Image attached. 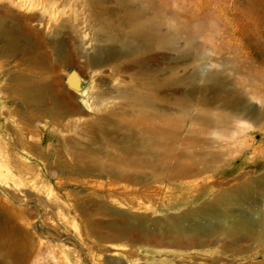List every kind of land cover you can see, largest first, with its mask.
Listing matches in <instances>:
<instances>
[{
	"label": "bare ground",
	"instance_id": "1",
	"mask_svg": "<svg viewBox=\"0 0 264 264\" xmlns=\"http://www.w3.org/2000/svg\"><path fill=\"white\" fill-rule=\"evenodd\" d=\"M87 1L95 19L92 36V40L96 41L94 54L86 50L81 29L69 18L62 16V13L53 15L52 34L44 40L42 30L35 29L32 22L45 21L46 14L42 8L46 0H36L38 8L31 14H18L6 6L0 8V55L19 58L25 69L30 71L28 74L12 75L4 88L8 96L21 107V119L12 140L10 139L12 149H9L11 146L7 148L11 151L6 153L0 144V264H30L31 260H39L48 250L57 264H62L51 249L52 244L44 241L46 239L43 237L36 238L34 235L32 213L25 206L35 196L45 210L51 212L61 207H70L60 200V194L55 193L53 187L50 188V197L42 195L38 186L27 185L29 188H24L23 185L8 180L10 175H19L26 181L25 185L29 181V176H24V172L30 171L31 165L20 155L22 151L35 154L47 163L50 171L29 173L40 176L39 180L42 181L56 178L57 184L63 187L72 182L98 188L109 186L113 192L126 195L140 186L137 189L140 194L147 195L151 200L163 192V187L158 186V183L181 181L180 188L174 186L168 191L173 197L169 205L175 206L182 199H196L203 195L198 178L210 170L213 163L208 164L205 158L200 164L188 156L187 152L192 143L197 146V143L209 140L204 138L206 133L201 137V132L215 131L221 136L225 135L224 146L230 147V139H234L235 143L246 130L243 124L248 122L247 119H252L259 125L264 120V105H249L241 98L240 92L236 93L223 83L220 75L211 70L208 72L207 68V72H200L197 62L186 78L178 76L173 70L168 74L165 63L161 62L164 67L163 64H158L160 60L155 62L156 68L153 67V72L156 73L149 72L152 68L147 64L149 62L145 60V54H152L153 51L175 52L177 56L174 59L185 61H195L201 53L193 34L187 36L186 49L174 37V34L180 33L179 30L175 29L172 34L163 29L162 25L166 23L161 21L160 15L149 11L153 3L151 0H114L119 10L109 8L105 0ZM262 3L264 0H253L254 6ZM259 34H262L261 30ZM51 55L53 58L50 60ZM154 55H150L151 60L156 58ZM81 58L85 59L83 63ZM120 59L122 61L118 63ZM115 62L117 64H113ZM108 64L111 65L112 72L130 71V80L124 86L110 85L94 94L95 99L91 104L93 109L104 110L109 107V110L102 114L96 111L90 113L80 103L90 91L83 86L79 72ZM166 66L168 68L169 65ZM62 67L69 69L66 76L57 74ZM172 68L175 69V66ZM64 80L70 84L69 87L64 85ZM235 85L238 84L235 82ZM217 101L227 115L212 112L209 105L217 104ZM196 105L199 108L194 114ZM43 118L50 119L63 129L75 130L74 135L66 138L72 154L71 160L62 155L54 158L47 155V137L39 132L37 124ZM185 123L188 125V132L181 136ZM258 130L264 138V127L260 126ZM255 133L250 143L254 152L261 147L256 145ZM54 136L56 134L51 132L50 137ZM241 138L246 140L243 136ZM202 152L196 151L195 154L201 155ZM226 153L222 157H227ZM233 180L227 186L224 181L209 185L208 190L212 192L210 200L166 217H152L148 213L139 212L134 206L138 200H135L136 195H126V198L120 199L114 193L104 196L95 191L88 193L86 198L81 197L78 191L73 192L77 197L75 209L84 219L89 233L97 236L100 241L129 243L132 248L128 256L131 259L139 253L136 249L138 243L152 246L153 249H147L149 253H146L147 258L153 259L150 264H168L167 260L177 258V251L175 254L169 253V250H163L165 247L182 250L214 247L222 255L230 256L250 255L254 251L264 254V174L254 177L244 174ZM184 190H197L198 193L186 195ZM178 191L181 194H177ZM67 194L73 195L71 192ZM184 254L185 252L182 255ZM189 258L201 259L203 264H218L222 257L195 254ZM112 264L126 262L117 258ZM244 264H264V259H253Z\"/></svg>",
	"mask_w": 264,
	"mask_h": 264
},
{
	"label": "rangeland",
	"instance_id": "2",
	"mask_svg": "<svg viewBox=\"0 0 264 264\" xmlns=\"http://www.w3.org/2000/svg\"><path fill=\"white\" fill-rule=\"evenodd\" d=\"M105 1L107 3V6L112 10L113 9L119 10V7L114 0H105ZM151 1L153 3L151 10L149 11L154 12L153 14L158 13L160 15L159 18L160 19L162 18L161 21L163 23H166L162 25V27L164 26L163 29L168 30L172 34H174L173 31L175 29L180 31L179 34L176 35L174 34V37L177 39V41L180 44L185 46L186 49H188V46H186L187 36L189 37L193 34L192 37H194V41L196 42V45L197 46L200 45L198 47L199 52H201L199 59L202 60L200 61L199 59H197L199 61L198 62L197 60L189 61V59H186L185 61V59L183 60L179 59L180 60L179 61L177 59L179 63L178 65H176L177 60L174 58L175 56H177V54L175 52H171V51L165 52L163 50H158V51L156 50L151 52L153 55L155 54L154 57H156L154 58L155 60L152 59L153 61L151 60L150 57V55L152 54L149 55L145 54L146 56L145 60L146 61L148 60L147 62L149 63L147 64H149L150 68H152V71L150 70L149 72L156 73L153 72L154 70L153 67L156 68L157 64L155 62L157 60L158 61L160 60L158 64L162 65L163 63H165L166 72H168V74H171L169 73V71L173 70L172 72H176L177 75L178 74L180 75V77L186 78L192 72L193 67L196 65L195 62H197L196 66L199 67L198 69L200 70V72H207L208 70H209L208 72H210L211 70L212 72H215V74L217 73V75H220L219 77L221 78V80L222 79L224 80L222 81L223 83H225L227 87L233 89L236 93L240 92L239 94L241 98L244 99L246 103H248L251 106L255 105L257 107L259 105L258 107H263L264 105V86H263L264 85L263 83L264 82V77H263L264 76V62H263L264 15L262 14L264 13L263 10L264 3H262L263 5L259 4L254 6L253 0H246V1L245 0H151ZM35 2L36 0H0V8L6 6L18 14H31L36 12V9L38 8V6L35 5L36 4ZM87 2H88L87 0H46V4L42 8L44 10V14H46L45 21L40 23L39 21L34 20L32 22V25L34 26L35 29L38 28L42 30L44 40H46L47 36L49 37L52 34L51 26L53 22V18H52L53 15L62 13V16L69 18L72 21V23H74L75 25L78 26V28L81 29L82 34L84 36L83 41L85 42L86 50L89 53L94 54L95 53L94 47L96 41L92 40V36H93V25L95 23V19L94 16L92 15V11L90 10ZM260 5L263 8L262 7L260 8ZM254 11L257 13H255ZM252 12L254 15L253 14L251 15ZM172 15H174V18ZM199 15L201 18L199 17L197 19ZM203 15H205V17ZM183 17L185 19H183ZM261 18L263 19L261 20ZM186 19L189 21V23ZM174 21L178 22L179 24H177ZM186 23H188L189 25ZM17 26H20V24ZM260 30L262 31V34H259ZM194 32H195V36H194ZM196 34H198L197 35L198 37L196 36ZM195 38H197L198 43ZM181 41L184 42L182 43ZM200 47L204 52L201 51ZM171 57L174 59L175 65L173 64V59ZM52 58L53 55L50 56V60ZM80 60L82 63L85 61L84 58H81ZM121 61L122 60L120 59L118 63H120ZM162 61L163 63H161ZM170 61L173 64V66L170 63ZM261 62L263 66H261ZM113 64H117V63L115 62ZM166 65H169L171 68L175 66V69L174 68L171 69L169 68V66L168 69ZM162 66L164 67V64ZM176 67L179 68L177 69ZM206 68L208 70H206ZM224 69L226 70V72ZM261 69L262 71H259ZM111 70L112 67L110 64H108L96 68L90 67L88 69H85L83 72H79L83 86L88 91H90V94L85 99L80 100V103L84 108L88 110V112L94 113L96 111L99 114L107 112L109 110V107H106V109L104 110L93 109V107L91 106L92 102L95 99V96L93 95L96 94L98 91L107 89L110 85L124 86L125 82H128V80H130L129 77L130 76L129 74H131L130 71H127L128 73L126 71H120L119 73H116L115 71L112 72ZM68 72L69 69H67L66 67H62L57 74L66 76ZM255 72L256 74H253ZM28 73H30V71L28 69H25L24 65L21 64L19 58H9L8 56L0 55V144H2V148L4 149V151L6 150V153L7 152L9 153L11 151V150L8 151L7 148L11 146L9 149H12L10 139L12 140V137L14 136L15 133V129L19 125L21 119V111H20L21 107L17 105L8 96L4 88L12 75L28 74ZM157 73L160 72L157 71ZM258 73L260 74V76H258L259 75ZM249 77L250 78L252 77L251 80L248 79ZM253 78H255V80ZM231 79H233V82ZM234 80L238 85H235ZM64 85L66 87H69L70 84L68 85V82L64 80ZM237 87H239V89L241 87V90L242 88L244 89V87L245 89L241 91L237 89ZM245 92H246L245 94L246 96L249 94V92L250 94L247 97H245L244 95ZM255 97L258 99H256ZM217 102H216L217 104L209 105L210 109L212 108L211 109L212 112L226 114L227 112L224 111L225 109L223 108L224 109L223 110L221 109L222 107H219L221 103L219 101ZM252 103H254V105ZM198 108H199L198 106L194 108L193 110L194 114L198 111ZM247 121L248 122L243 124V126L246 127V130L242 133V136L243 138L246 139L245 140L246 142L241 140L242 139L241 136L238 138V140H236L235 143H233L234 139H230L231 140L230 144L232 143L231 144L232 146L230 145V147L229 146L225 147L224 146L226 143L225 135L221 136L220 133H216L215 131L214 133H212L211 131H206V132H201L200 133L201 135L200 134L199 135L203 137L205 136V134L203 133H206V137L204 138L209 140H211L212 138V140L211 141L204 140V141L210 143L212 142L211 145L210 143L201 141V143H197V146L196 143L194 144L192 143L191 144L192 147H188L189 150V151L187 150L189 154L188 156H191L193 160L198 161V163L201 164V162L206 158L208 164L211 165L213 163L210 170L206 171L202 177L198 178V181L202 185V189H203L202 191L203 195L201 197L196 199L185 198L180 200L179 203L176 204L175 206H170L169 203L172 201L171 198L173 197L170 196V193L168 191H170V188H173L174 186L180 188L181 181H177L175 183H169V182L158 183V186L163 187L162 188L163 192L161 193V195L157 197L155 196L156 198L155 197L151 198V200L148 199L149 197L147 195H143V193L140 194V192L137 190L138 188H140V186L134 188L136 189V192H134L135 190L132 188L134 191L131 189L132 191L126 193V195H130V197L135 195L137 196V197L135 196L136 197L135 200L137 199L138 200L135 201L134 206L136 207V209H138V211L140 210L139 212L148 213L152 217H166L171 214H179L184 210L189 209L190 207L198 206L201 203L210 200L212 198V192H209L208 189H209V185L211 184H218L221 181H224L225 183L224 185L227 186L230 183L232 184L234 182L233 178L237 176L248 174L249 176L254 177L264 174V138L263 135L258 130L260 126L264 127L263 126L264 120L262 125L255 123L254 120L252 119L251 120L247 119ZM37 124L39 125L38 126L40 129L39 132L41 134H45L47 137L45 141L46 142L45 146H48L47 155L51 158L62 155L64 156L65 159L71 160L72 154L70 152V147L66 142V138L74 135L75 130L63 129L62 127L52 123L48 118H43L39 120ZM186 124L187 123H185V125ZM186 126H184L181 136L187 135L188 125ZM51 132H54L56 136L50 137ZM208 132L210 134H208ZM254 132H256L255 134L257 138V139L255 138V141L257 140L256 145L258 147L261 146L259 147L260 149L258 148V150L255 152L253 149L254 147L250 145L251 138L254 136ZM34 138H36V136H34ZM239 140H241V142ZM237 141H239V143ZM231 147L232 150H230ZM215 149L216 152L214 153L213 151H215ZM229 150L233 152L231 153L229 152ZM196 151H203V152L201 153V155H197L195 154ZM206 152H208L207 153L208 155L206 154ZM223 153H226L227 157L225 155H224L225 157L224 156L222 157ZM20 155H22V158L26 159L28 163L31 165L30 171L35 172L36 174L43 171L50 172L47 163H45L42 159L38 158L35 154L32 153L28 154L27 152L22 151ZM30 171L24 172V174L26 173V175L24 176L26 177L29 176L28 177L29 181L26 183V185L24 184L26 181L23 179V177L19 175H12V176L10 175L8 177L9 178L8 180L18 185L21 184L20 186L23 185L22 187L24 188L25 187L29 188L32 187L33 185L38 186V189L40 190V193L42 195L44 196L50 195V197H52V194H50V188L53 187L55 189L54 192L60 194V198H62L60 200L62 202H65L64 204L70 207V209L67 207L66 208L61 207L55 210L56 212L55 211L51 212L49 210H45L44 205L35 196L33 197V200L30 201L27 206H25L28 207L32 213L31 222L33 221L32 231L33 233H35L34 235L36 236V238L43 237L44 239H46L44 241L52 244L51 249H53V252L57 255V258L61 259L62 264H112L113 260L117 258L124 260L126 264H131V263L150 264L153 262L152 258L149 259L146 256L147 255L146 253H149L147 249H153L152 246L149 245L145 246V244L143 243H138L136 249L139 253L136 257L131 259L128 256V253L132 248L129 243L121 242L117 244V243H111V242L108 243V242L100 241L97 236L89 233L88 229L86 228L84 219L75 209V204L77 203V197L73 194V192L78 191L77 193H79L80 196L84 198H86L90 194V192L93 191L101 194L103 193L104 196H107L110 193H114V196L116 194L117 196L115 197L116 198L119 197L120 199L126 198L125 194H121L118 192L115 193V191L113 192V190L109 188V186L98 188L96 186L95 187L92 185L89 186L77 182H72L66 185L65 187H63L57 184L56 178L49 179V181L43 179L42 181L39 180L40 176L38 177L33 176L32 173H29ZM154 185L157 186V184ZM191 186H193V183H191ZM69 192H71L73 195L69 196L67 194ZM184 192H186V195L198 193L197 190H191L190 192L184 190ZM177 194H181V191H178ZM149 205L151 206V208L148 209L147 206ZM111 244H114V246ZM163 250L164 251L169 250V253H173V254H175V252L177 251L176 252L177 258H174L173 260H167L168 262L166 263L168 264H203L204 261L201 259L191 260L189 258L190 255H195V254H199L202 256L216 255L217 257H222L218 262V264H244L249 260L264 259V254L261 251L259 252L254 251L250 255L236 254L234 256H230V255H222L219 252V250L214 247H202V248L198 247L190 250L165 247ZM48 251H46L40 257L39 260L36 259L31 260L30 264H57V262L53 259L52 255ZM183 251L185 252L184 255H182L184 253ZM163 257L166 256L164 255ZM1 258L2 257L0 256V262H1ZM4 264H8V263L6 262Z\"/></svg>",
	"mask_w": 264,
	"mask_h": 264
}]
</instances>
